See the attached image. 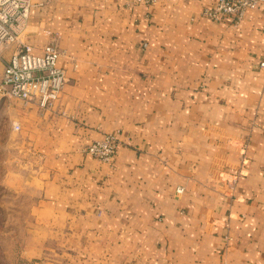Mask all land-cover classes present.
Wrapping results in <instances>:
<instances>
[{
	"label": "crops",
	"instance_id": "0c3cea01",
	"mask_svg": "<svg viewBox=\"0 0 264 264\" xmlns=\"http://www.w3.org/2000/svg\"><path fill=\"white\" fill-rule=\"evenodd\" d=\"M217 1L31 0L21 39L42 54L61 34L68 79L50 109L0 96L26 258L264 264V4L235 25L204 13ZM106 134L111 163L83 150Z\"/></svg>",
	"mask_w": 264,
	"mask_h": 264
},
{
	"label": "built area",
	"instance_id": "2783aa9c",
	"mask_svg": "<svg viewBox=\"0 0 264 264\" xmlns=\"http://www.w3.org/2000/svg\"><path fill=\"white\" fill-rule=\"evenodd\" d=\"M137 1L151 4L156 0ZM260 4H264V0H218L213 8L205 9L204 13L215 20L230 17L238 25L248 9ZM32 7L31 0H0V61L4 64L0 74V96L33 102L42 109H50L60 98L68 79L65 69L58 63L62 55L58 45L62 35L53 34L44 45L43 53H35L32 45L21 39ZM13 45H17L18 49L9 58L4 57L2 51ZM261 65L264 66V62ZM20 128V124H14V129ZM118 144L116 134H106L83 150L111 163ZM184 190L183 186L176 189L179 194Z\"/></svg>",
	"mask_w": 264,
	"mask_h": 264
},
{
	"label": "rangeland",
	"instance_id": "374dc122",
	"mask_svg": "<svg viewBox=\"0 0 264 264\" xmlns=\"http://www.w3.org/2000/svg\"><path fill=\"white\" fill-rule=\"evenodd\" d=\"M0 135L6 140L9 138L8 133L2 132ZM9 144H0V174L2 177H6L9 172L8 158L16 156L22 159L20 164L23 161V152L19 150V147L15 150L13 143L11 147ZM19 168L21 167L17 164V173L21 170ZM0 179V264H36L35 260L24 256L25 240L28 235L26 226L33 218L30 211L33 202L32 193L19 177L12 185L7 180ZM32 192H35L34 189Z\"/></svg>",
	"mask_w": 264,
	"mask_h": 264
}]
</instances>
